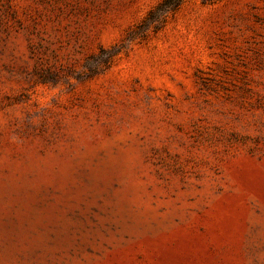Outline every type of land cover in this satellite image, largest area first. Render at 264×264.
<instances>
[{"label": "rangeland", "instance_id": "374dc122", "mask_svg": "<svg viewBox=\"0 0 264 264\" xmlns=\"http://www.w3.org/2000/svg\"><path fill=\"white\" fill-rule=\"evenodd\" d=\"M0 0V264H264V0Z\"/></svg>", "mask_w": 264, "mask_h": 264}, {"label": "trees", "instance_id": "16d2710c", "mask_svg": "<svg viewBox=\"0 0 264 264\" xmlns=\"http://www.w3.org/2000/svg\"><path fill=\"white\" fill-rule=\"evenodd\" d=\"M182 0H163L157 7V10L161 13L173 10L176 8Z\"/></svg>", "mask_w": 264, "mask_h": 264}]
</instances>
